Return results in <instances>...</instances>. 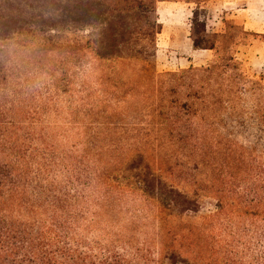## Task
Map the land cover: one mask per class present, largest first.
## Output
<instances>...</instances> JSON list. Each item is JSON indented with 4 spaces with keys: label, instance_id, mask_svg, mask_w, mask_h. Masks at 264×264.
I'll return each instance as SVG.
<instances>
[{
    "label": "trees",
    "instance_id": "1",
    "mask_svg": "<svg viewBox=\"0 0 264 264\" xmlns=\"http://www.w3.org/2000/svg\"><path fill=\"white\" fill-rule=\"evenodd\" d=\"M181 1L193 5L192 48L216 49L203 19L202 5L208 0ZM155 2L0 0V210L8 218H0V264H138L145 260L146 251L133 250L135 229L130 226L136 223L134 214L128 218L131 234L124 241L131 250L121 244L120 235L107 244L100 238V221L112 193L127 194L150 205L146 213L140 207L142 219L149 212L153 217L158 214L157 243L170 260L178 256L167 244L176 236L165 222L168 212L195 213L202 193L215 199L218 213L264 205V144L243 148L229 138L231 123L241 127L246 123L232 87L239 75L238 63L230 56L225 65L212 61L204 67L166 74L170 89H162L159 75L149 64L161 29ZM16 49L29 54L25 64L44 74L47 80L43 84L19 82L23 60L9 54ZM57 50L61 58L53 68L30 60ZM67 56L73 57L74 75L90 70L102 97L99 100L107 106L124 107L135 100L133 120L145 124L144 140L129 148L136 153L135 162H122L113 169L104 166L94 136L87 151L84 148L63 166L53 145L45 143L43 133L34 131L50 107L57 112L55 94L69 91L64 67ZM124 65L133 71L134 79L126 80L128 83L121 76ZM58 72L62 85L54 80ZM180 92L184 100L174 98ZM79 93H85L84 86ZM25 97L27 102H23ZM111 109L121 116L129 110ZM85 113L89 116L90 110ZM256 117V123L264 127V111ZM24 123L27 129L20 136ZM259 131L264 133V129ZM161 147L170 151L162 158L159 152V158L148 157L149 151ZM88 150L95 152L91 155ZM171 162L174 165L169 167ZM56 175L63 180L58 181ZM171 178L190 185L192 197L171 184ZM96 193L99 201L95 202ZM92 204L96 207L93 212ZM127 250H133L132 256L126 255ZM252 263L264 264V246Z\"/></svg>",
    "mask_w": 264,
    "mask_h": 264
},
{
    "label": "rangeland",
    "instance_id": "2",
    "mask_svg": "<svg viewBox=\"0 0 264 264\" xmlns=\"http://www.w3.org/2000/svg\"><path fill=\"white\" fill-rule=\"evenodd\" d=\"M155 1L156 16L161 29L156 36L155 56L149 61V64L154 73L159 75L158 79L162 82L160 84L162 89L168 91L170 83H166L169 78L166 74L179 73L190 67L200 68L207 64L186 63L191 51L185 46L184 36H186L187 29L190 33V17L193 5L181 0ZM162 2H175L177 4L176 20L168 19L169 14L173 15L171 7H169L172 5H167L165 9L162 8L164 23H170L169 25L166 24L164 28L157 10L158 6H165ZM202 7L205 10L203 19L206 22L207 36L216 42V49L213 50L215 56L212 61L219 65H225L227 58L233 56L235 62L238 63L239 70L236 73L239 75L234 78L232 87L234 97H237L238 111L246 117V123L242 127L231 123L229 138H232L235 143L243 148L254 144L263 145L264 133H260L259 130L264 129V127L256 123V116L260 115L261 110L264 111V34L261 35L262 38L246 34L242 30L241 19L234 16L232 10H225L220 0H208ZM248 43L253 45L252 61L245 55V48ZM9 54L23 60L24 66L22 65L18 74L19 82L28 86H38L47 80L42 72H38L35 68L25 64L28 53L16 49ZM60 54L57 50L56 52L38 54L30 60H39L41 66L44 64V67L53 68L55 64L59 63ZM66 58L68 63L64 67L68 77L65 81H68L67 90L69 91L65 94L61 92L55 94L54 105L57 107V112L55 113L50 107L47 113L41 115V122L34 131L43 133L45 143L53 145L57 155L62 159L63 166L81 155V150L84 148L87 151L94 136L97 139L95 146L101 148V162L104 166L112 165L111 169H113L120 168L119 163L122 162L123 164H129V161L135 162L136 153H133L129 148L139 146L145 138L144 122H138L136 117L133 120V116H135L133 114V102L135 100L127 101L124 107H128L129 110L124 112V116H121L120 111H113L111 108L121 110L124 109L123 106L109 107L99 100L102 97L97 92L93 74L89 75L90 70L86 69V72L74 75V64L71 61L73 57L67 56ZM194 58L195 61H198L197 59L201 58L200 53H196ZM130 70L127 65L122 67L121 76L124 75L123 77L126 78L124 83H128L126 80L134 79L133 71L130 72ZM109 76L110 78L114 77V75ZM61 78L62 75L59 77V72L55 74V83L60 82L59 84L62 85ZM81 86L85 87V93H79ZM128 87L129 85H126V88ZM242 88L245 89V92H241ZM175 97L184 100L182 92ZM23 102H27V97L24 98ZM36 103L38 104V102ZM85 110H90L89 116ZM102 110L104 113H101ZM23 128L27 129V123H24L18 131L20 136ZM88 151L91 155L95 152L94 150ZM169 151V148L161 147L156 152L149 151L148 157H158L157 152H159V157L162 158ZM63 156H68V158H63ZM173 163H169V167L173 166ZM171 172L173 175H177L176 170L171 169ZM55 178L58 181L63 180L59 175H56ZM169 180L171 184L177 186L178 190L186 194L189 193L187 195L192 197L191 193L194 190L190 185L177 179L171 178ZM92 200L99 201L97 193L93 195ZM214 204L215 199L202 193L199 194L195 213L178 215L173 211L168 212V215L165 216V222L176 234L172 244L169 239L167 240V244L174 249L178 256L173 260L168 259L169 256L162 253L157 243V230L155 229L158 228L160 222L158 214L153 213V217L149 212L148 218L142 219V212L150 211V205L144 206L145 204L139 203L138 200H134L127 194H110L109 202L105 205L104 216L100 221L103 226L100 238L107 244L116 240L118 238L116 236L120 235L122 237L121 244L131 250L129 246L124 244V241L131 234L127 229L128 218L134 214L136 215V223L130 226L135 229V233L132 235L133 250L142 249L143 252L146 251L143 253L145 260L138 261V264H208L210 262L213 264H253V256L263 250L264 246V205L258 208L249 207L244 211L241 210L242 212L228 211V209L218 213ZM93 206L92 204L91 212L96 210V207L93 208ZM140 207H143L142 212ZM5 214V211L0 210V218L7 220ZM129 250L125 253L132 256L133 250L131 252ZM119 252L123 253L121 249Z\"/></svg>",
    "mask_w": 264,
    "mask_h": 264
},
{
    "label": "crops",
    "instance_id": "3",
    "mask_svg": "<svg viewBox=\"0 0 264 264\" xmlns=\"http://www.w3.org/2000/svg\"><path fill=\"white\" fill-rule=\"evenodd\" d=\"M223 3V7L225 10H232V14L241 19L242 30L248 35H255L259 38H262L261 35L264 34V0H220ZM165 6H158V16L161 20L162 27L164 28L166 24L162 19V8L165 9L167 5L171 7L173 15L169 14L168 19L176 20V9L177 4L175 2H162ZM175 14V15H174ZM167 17V16H166ZM170 24V23H169ZM168 24V25H169ZM188 27V26H187ZM190 30V29H189ZM185 46L188 47L191 51V54L186 59L187 64H193L197 62L198 65H206L212 62L214 55L213 50H198L192 48V42L190 39V33L188 29L186 31ZM252 48L253 45L248 43L245 48V55L250 58L252 61ZM193 53V54H192ZM196 53H200L201 58H198V61H195L194 55Z\"/></svg>",
    "mask_w": 264,
    "mask_h": 264
}]
</instances>
